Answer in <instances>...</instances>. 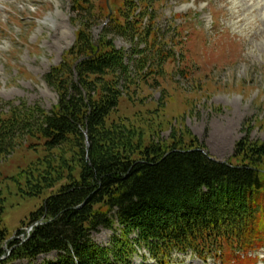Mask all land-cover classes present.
I'll use <instances>...</instances> for the list:
<instances>
[{"label":"trees","instance_id":"16d2710c","mask_svg":"<svg viewBox=\"0 0 264 264\" xmlns=\"http://www.w3.org/2000/svg\"><path fill=\"white\" fill-rule=\"evenodd\" d=\"M135 1L125 0L123 21L110 15L97 42L81 30L67 57L45 76L60 95L51 111L25 104L0 119V152L26 136L59 162L46 159L44 173L28 179L31 195L60 187L31 216V223H44L25 242L10 241L11 261L56 252L57 261L48 264H129L138 247L156 264L189 251L202 260L246 264L250 259L241 254L264 248L263 145L243 140L233 156L240 161L219 162L195 146L142 148L123 123L108 124L122 97L119 81L132 79L125 53L106 33L142 36L144 15L156 0ZM135 53L140 68L147 55ZM101 228L113 232L109 246L92 239ZM6 239L0 227V258Z\"/></svg>","mask_w":264,"mask_h":264},{"label":"rangeland","instance_id":"374dc122","mask_svg":"<svg viewBox=\"0 0 264 264\" xmlns=\"http://www.w3.org/2000/svg\"><path fill=\"white\" fill-rule=\"evenodd\" d=\"M108 2L0 0V119L20 105L49 112L58 104L60 95L45 76L67 57L81 30L86 28L95 42L104 35L108 8L123 21L125 0ZM149 12L142 36L129 39L111 28L106 33L125 53L132 79L129 85L119 81L122 97L108 124L123 123L142 148L195 146L219 162L240 161L242 156H233L243 140L264 146V0H156ZM136 49L147 55L140 68ZM30 141L22 136L14 148L0 152V227L7 233L4 264H48L59 257L52 252L32 261H11L9 241L32 225V214L60 187L28 193L30 176L39 177L47 168L46 159L55 158ZM38 221L44 223L45 218ZM112 234L101 228L92 239L106 247ZM245 255L247 264H264L263 247L240 256ZM220 260L209 257L204 262L191 251L173 252L167 264ZM151 262L148 252L137 247L129 264Z\"/></svg>","mask_w":264,"mask_h":264}]
</instances>
